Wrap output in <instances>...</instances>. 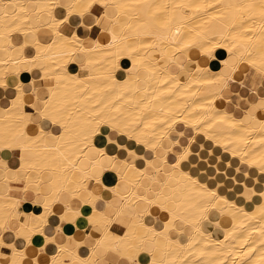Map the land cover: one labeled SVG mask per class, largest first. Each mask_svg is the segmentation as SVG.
Masks as SVG:
<instances>
[{"label": "bare ground", "instance_id": "1", "mask_svg": "<svg viewBox=\"0 0 264 264\" xmlns=\"http://www.w3.org/2000/svg\"><path fill=\"white\" fill-rule=\"evenodd\" d=\"M0 89V264H264V0H0Z\"/></svg>", "mask_w": 264, "mask_h": 264}, {"label": "crops", "instance_id": "2", "mask_svg": "<svg viewBox=\"0 0 264 264\" xmlns=\"http://www.w3.org/2000/svg\"><path fill=\"white\" fill-rule=\"evenodd\" d=\"M102 9L100 8V7H98V6H95V7H93L92 8V11H91V13H92V15L93 16H99V15H101L102 14ZM124 19L125 18H123V21H124ZM38 19H33V21H37ZM73 21H75V20H73ZM66 29L65 30H67L68 28L67 27H65ZM89 27L86 25H78L77 26V34L80 36V37H82V38H84V37H86L87 35H88V33H89V29H88ZM93 37H91V36H88V37H86V42L88 43V45H90L91 44V39H92ZM20 40H19V38L17 39V38H14V40H13V42H14V44H16L17 42H19ZM18 44V43H17ZM26 52H27V55H32L33 54V50L32 49H28V50H26ZM13 55L15 56V55H17V56H20V54L19 53H17V52H13ZM29 55V56H30ZM254 81V83H256V78H254L253 79ZM8 83H9V87L11 88V89H13L17 84H16V80L13 78V77H9V79H8ZM35 87H39V86H41L42 84H43V86L44 87H46V86H48V85H52V81L50 80V79H44L43 80V82L42 81H40L39 79L38 80H35ZM3 92V93H2ZM13 93H15V91H11V93L10 94H12L13 95ZM6 95H7V92H6V90H1L0 89V107H2L3 105H4V102L5 101H3V100H8L9 99V97L7 96L6 97ZM26 100H27V102H33L34 101V95L32 94V93H30L29 91L27 92V96H26ZM30 105L28 104L27 105V107H26V110L28 111V112H30L31 110H32V107H29ZM3 116V115H2ZM1 116V114H0V117H2ZM38 118H39V113H36L34 116H33V120H35V121H37L38 120ZM43 129L44 130H46V131H49V130H51V131H53V133H55V134H59L60 133V130L59 129H57V128H53L52 127V125H50L49 123H44L43 124ZM31 133H35V134H37V136L38 137H41L42 136V134L40 133V131H38L37 130V128L35 127V126H33L32 125V127H31ZM112 138H115V136H113ZM46 141H47V143H49L50 145H53L54 143H55V140H53V139H51L50 137L49 138H47L46 139ZM103 141H105L104 140V138H103ZM122 142H125V141H123V140H121ZM126 142H128V141H126ZM96 143H97V145L98 146H100V147H103L104 145H106V141H105V143H102L101 142V140H100V138H97V140H96ZM110 152H111V150H110ZM4 158H8L9 157V155L5 152L3 155H2ZM2 164L0 163V166H1ZM117 169H118V167H117ZM5 177H6V175L1 171V169H0V183H2L3 184V180L5 179ZM77 180V179H76ZM20 181H22L21 179H20ZM0 190L1 191H4L5 190V188L1 185L0 186ZM69 190L71 191V192H76L77 190H78V186L76 185V184H72V185H70L69 186ZM49 191H50V187H48V185H45L44 186V189H43V194H48L49 193ZM104 195L106 196V197H109V195H108V193L107 192H104ZM25 198L27 199V200H30V201H32V200H36V201H42V198L40 197H37V196H35V195H33L32 193H25ZM34 198V199H33ZM68 197H67V195H62L61 196V199H62V201L63 202H67L68 200H69V198L67 199ZM67 200V201H66ZM64 206V207H63ZM74 206H76V207H79V205H75L74 204ZM21 209H22V217L24 218V219H30V214L34 211V207H33V205L32 204H30V203H25V205L23 206V207H21ZM65 210V205L64 204H61V203H59V204H57V205H55V207H54V211H56L55 213H56V215H59V214H61L63 211ZM67 217H68V219L69 220H71V221H75L76 220V218H75V213L73 214V212L72 213H70V212H68V214H67ZM80 225H83L84 224V222H83V220H79V222H78ZM10 228L12 229V230H17L18 228H19V223L17 222V221H15V220H13L11 223H10ZM61 228H62V230H63V232H64V234L68 237V238H70V239H66L65 240V244H66V242H67V246H69L70 248H73V247H75L76 246V241L77 240H82L83 238H84V228H82V227H77L76 226V224L75 223H72V222H66V223H63L62 225H61ZM80 233V234H78V233ZM81 235V236H80ZM70 240V241H69ZM71 243V242H73V243H69V242ZM44 244H45V238H44V236L43 235H40V234H38V235H35L33 238H32V246L30 247V248H28L29 249V256L31 257V258H33V257H37L39 254H40V248H42L43 246H44ZM74 245V246H73ZM1 250V249H0ZM8 251V252H7ZM2 252H3V255H5V256H9V253H10V251L8 250V249H2ZM8 258V257H7ZM40 258H42L41 256H40ZM43 259V258H42ZM6 261H7V259H6Z\"/></svg>", "mask_w": 264, "mask_h": 264}, {"label": "rangeland", "instance_id": "3", "mask_svg": "<svg viewBox=\"0 0 264 264\" xmlns=\"http://www.w3.org/2000/svg\"><path fill=\"white\" fill-rule=\"evenodd\" d=\"M126 65V64H125ZM95 93V92H94ZM181 127V128H180ZM104 128V131L105 132H109L110 133V136L111 137H113V136H115V138L117 137V140L119 141V137H120V142L121 143H126V140H127V137H125V136H123L122 137V135H120L119 133H118V131L116 130H114V131H111V130H109L108 129V127L106 128V127H103ZM178 128H179V130H181V129H183V131H184V133H186V134H188V129H185V128H183V126H181V125H178ZM126 139V140H125ZM121 140H123V141H125V142H122ZM97 158V157H96ZM99 158V157H98ZM48 173V171L47 170H44V171H42V174L43 175H45V174H47ZM10 174V173H9Z\"/></svg>", "mask_w": 264, "mask_h": 264}, {"label": "snow or ice", "instance_id": "4", "mask_svg": "<svg viewBox=\"0 0 264 264\" xmlns=\"http://www.w3.org/2000/svg\"><path fill=\"white\" fill-rule=\"evenodd\" d=\"M74 23H78V21H73ZM102 132H103V130H101V133H98V135H99V138H100V140H101V142L102 143H105V141H103V135H102ZM112 148H113V150H114V148H115V145L113 144L112 145Z\"/></svg>", "mask_w": 264, "mask_h": 264}]
</instances>
